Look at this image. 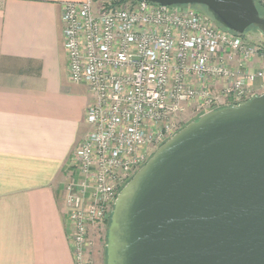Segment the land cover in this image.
<instances>
[{
	"label": "built area",
	"instance_id": "1",
	"mask_svg": "<svg viewBox=\"0 0 264 264\" xmlns=\"http://www.w3.org/2000/svg\"><path fill=\"white\" fill-rule=\"evenodd\" d=\"M62 21L69 79L91 95L65 214L74 264H93L90 226L111 218L160 145L203 113L264 93V44L193 5L70 1Z\"/></svg>",
	"mask_w": 264,
	"mask_h": 264
},
{
	"label": "water",
	"instance_id": "2",
	"mask_svg": "<svg viewBox=\"0 0 264 264\" xmlns=\"http://www.w3.org/2000/svg\"><path fill=\"white\" fill-rule=\"evenodd\" d=\"M202 5L223 28L264 36L255 0ZM107 264H264V93L210 110L154 152L121 189Z\"/></svg>",
	"mask_w": 264,
	"mask_h": 264
},
{
	"label": "crops",
	"instance_id": "3",
	"mask_svg": "<svg viewBox=\"0 0 264 264\" xmlns=\"http://www.w3.org/2000/svg\"><path fill=\"white\" fill-rule=\"evenodd\" d=\"M70 1L84 0H0V264H74L65 186L91 95L68 75Z\"/></svg>",
	"mask_w": 264,
	"mask_h": 264
},
{
	"label": "rangeland",
	"instance_id": "4",
	"mask_svg": "<svg viewBox=\"0 0 264 264\" xmlns=\"http://www.w3.org/2000/svg\"><path fill=\"white\" fill-rule=\"evenodd\" d=\"M120 0H113L114 3H118ZM131 1V0H130ZM195 9H197L199 12L205 14L208 16L218 27L223 28L221 25H219L211 16V14L208 12V10L203 7V6H198V5H193ZM258 7L259 9L264 12V0H258ZM225 29V28H223ZM250 31H256L255 28H249L245 34H248ZM131 180V179H130ZM128 180L124 186L130 181ZM123 186V187H124ZM109 228V220L106 222H101L96 225L90 226L89 228V241L91 242L89 249H88V255L90 256L93 264H96V261L94 259V253L96 254V250L99 249V254L101 258V263L102 264H107V259H106V254H105V249H106V237H107V232Z\"/></svg>",
	"mask_w": 264,
	"mask_h": 264
},
{
	"label": "trees",
	"instance_id": "5",
	"mask_svg": "<svg viewBox=\"0 0 264 264\" xmlns=\"http://www.w3.org/2000/svg\"><path fill=\"white\" fill-rule=\"evenodd\" d=\"M127 1H130V0H120V1H118V3H125V2H127ZM131 1H135V0H131ZM256 1V4H257V7H258V0H255ZM198 6H202V5H198ZM203 7H205V6H203ZM206 8V7H205ZM207 9V8H206ZM258 9H259V7H258ZM260 10V9H259ZM260 13L262 14V15H264V12H262L261 10H260ZM253 28V27H252ZM257 30V29H256ZM198 118V117H197ZM196 118V119H197ZM110 221H111V218L109 219V225H110ZM107 235H108V232H107ZM106 241H107V237H106ZM105 254H106V259H107V248L105 249Z\"/></svg>",
	"mask_w": 264,
	"mask_h": 264
}]
</instances>
